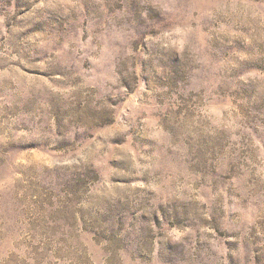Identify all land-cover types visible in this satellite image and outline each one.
Listing matches in <instances>:
<instances>
[{"label":"rangeland","instance_id":"374dc122","mask_svg":"<svg viewBox=\"0 0 264 264\" xmlns=\"http://www.w3.org/2000/svg\"><path fill=\"white\" fill-rule=\"evenodd\" d=\"M0 264H264V0H0Z\"/></svg>","mask_w":264,"mask_h":264}]
</instances>
